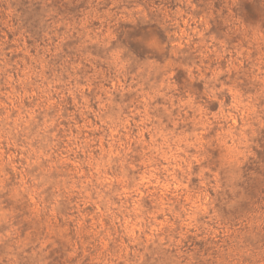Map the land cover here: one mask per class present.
<instances>
[{
  "label": "rangeland",
  "instance_id": "obj_1",
  "mask_svg": "<svg viewBox=\"0 0 264 264\" xmlns=\"http://www.w3.org/2000/svg\"><path fill=\"white\" fill-rule=\"evenodd\" d=\"M0 264H264V0H0Z\"/></svg>",
  "mask_w": 264,
  "mask_h": 264
}]
</instances>
